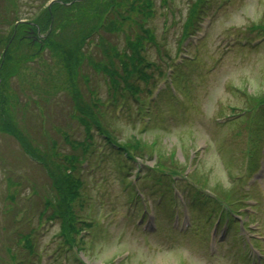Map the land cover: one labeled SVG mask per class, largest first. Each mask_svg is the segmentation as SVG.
Returning a JSON list of instances; mask_svg holds the SVG:
<instances>
[{
	"label": "rangeland",
	"instance_id": "rangeland-1",
	"mask_svg": "<svg viewBox=\"0 0 264 264\" xmlns=\"http://www.w3.org/2000/svg\"><path fill=\"white\" fill-rule=\"evenodd\" d=\"M54 1L70 4V0H17L14 21L6 29L10 42L0 41V53L13 42L12 60H22L18 72L8 81L7 90L14 104L9 114L12 125L30 146L28 153L12 133L0 130V264H240L237 258L240 253H236L239 244L231 240L223 242L215 254L214 241H207V229L203 227L207 223L202 218L198 220L200 215L211 211L212 205L204 206L202 200L208 203L215 191L222 194L234 188L246 194L240 206L244 208L248 228L255 232L254 237H261L257 241H261L260 257L264 262V35L250 28L263 24L260 21L264 20V0H206L200 16L201 27L184 41L186 58L178 50V45L182 47L179 36L194 0H151L152 13L148 17L121 10L129 18L120 31L106 30V24L89 38L84 49L79 50L83 64L72 73L57 49L61 33L51 37L37 21L41 10ZM7 2L0 0V8L3 7L0 14L8 13L11 17ZM103 12L100 10L101 17ZM108 16L110 22H117V14ZM18 24L25 26L19 37L30 38L37 45L15 41ZM146 29L154 40L144 45V55L149 61L167 69L162 62L165 52L170 55L169 61L178 63L181 58L187 59L178 71V84L173 83L176 95L169 93L170 84L162 91L168 79L153 68L149 71H153L154 83L144 85L140 79L136 80L143 89H153L151 94L140 93V101L129 94L113 97L108 73L88 62H94L96 67L107 64L113 50L115 53L125 48L128 39H134L140 32L145 34ZM245 38L250 40L248 45H242ZM53 39L57 42L54 45L50 43ZM96 99L101 100L103 113L98 121L115 139L124 141L136 135L146 147L158 141L153 145L154 152L147 147L151 157H137H142L143 170L154 167L163 173L164 183L168 179L180 181L173 190L180 209L178 227L174 228L168 219L166 191L159 189L156 177L152 176L155 173L141 182L142 177L139 181L132 178L133 166L118 168L115 148L95 127L89 132L92 147L86 152L87 157L82 148L76 147L78 143L85 147L87 133L81 121L89 120L87 111L94 116ZM148 101L151 119L140 111L148 108ZM31 152L42 157L46 164L39 163ZM160 154L170 158L167 162L172 158L174 163L158 165L162 160L158 159ZM65 157L71 163L73 157L78 158L76 175L84 182L82 198L73 206L79 234L78 242L71 245L78 246L79 240L85 239L84 244L80 243L82 251L78 252L61 245L60 219L50 217L57 211L63 195L54 188L47 172L61 176L56 173V164L65 165ZM242 169L246 176L251 175L249 181L234 179ZM172 170L176 173L174 177L168 172ZM190 171L193 173L188 178H194L202 187L191 194L195 197L192 203L191 198L183 195L184 177ZM130 180L137 183L140 191L127 187ZM158 191L165 194L166 201L158 209V226L154 228L152 203L160 195ZM133 192L139 196L142 193L144 200L135 202ZM46 199L51 203L49 206ZM187 201L188 206L192 205L189 210L195 228L188 225ZM145 206L146 214L139 222ZM90 218L93 225L88 224L89 228L80 223ZM221 230L220 227L222 233ZM28 234L34 243V253L29 252L24 239ZM219 234L216 238L221 237ZM245 235L252 233L245 231ZM256 256L258 252L250 247L248 261L254 257V264H261Z\"/></svg>",
	"mask_w": 264,
	"mask_h": 264
},
{
	"label": "trees",
	"instance_id": "trees-1",
	"mask_svg": "<svg viewBox=\"0 0 264 264\" xmlns=\"http://www.w3.org/2000/svg\"><path fill=\"white\" fill-rule=\"evenodd\" d=\"M16 2L17 0H8L7 2V6L10 7L8 12L9 14L11 12V17L10 15H8V13L7 14L5 13L4 9L2 11L5 13L4 16L0 14V41L2 42L6 40H7L6 42H10L8 40H10L11 37L6 32V29L7 26H9L10 23L14 21V19H12V15H14V11L18 10ZM68 2L70 3L68 5L66 4L61 5L56 1L50 3L49 6L44 7V9L41 10V15L37 17V21H39V24H41L40 26L43 31L45 32L49 31V33H51V37H53V34L57 32L58 34L61 33L60 36L62 37H61V41L57 45V49L60 55L62 56V58L66 61V65H68L69 73H72L76 67L83 64L84 57L79 56V50L82 51L84 49V43L85 42L87 43V41L90 40L89 38H91L95 33H99V31L101 30L102 27H104V25L106 24L108 25L106 27V30L108 29L110 31L113 30L120 31L118 30L121 29L120 26L124 25L123 24L124 21L126 19L128 20L129 18V15L123 14L124 10H129L134 13H141L143 15H146L147 17L150 16L152 13L151 0H70ZM137 2L140 3L136 5ZM205 2L206 0H194L191 2L188 9V19L183 24L179 36V42L182 43V47H184V41H188L193 35L196 34L197 30L201 27L202 19L200 16L201 13L203 12L202 6L205 4ZM4 8L6 9V7ZM100 10H104L102 17ZM108 14L109 15L117 14L118 23L116 22L117 23L116 24L110 22L111 19L110 20L108 19L110 17L108 16ZM17 19L19 18L17 17ZM260 22H263V24L257 23L250 26V28L253 31H260L264 34V20ZM51 24L52 26L51 28H49ZM18 25L20 27L18 26L15 30L16 31L14 36L15 41L21 44H27L28 46H31V43H33V41L30 38L25 37L26 39H24V37L23 38L19 37V33L22 32L25 26L21 24ZM142 27L144 28V25ZM31 29H33V27H31ZM13 32L14 30H12L11 34H13ZM149 36H153V35L148 29H146L145 34L140 32L135 35L134 39L132 40L128 39L125 48L118 50L119 52L116 51L115 53H113L114 50L112 47H110L113 50V52L110 53L107 64L105 65L96 64L98 67L100 66L99 68L93 65L94 62H90V61L88 62L89 64H92L94 68L108 73L110 77L109 85L113 97L115 95L116 96L120 95L121 97H125L126 94H129L135 99V101H140V97H138L140 93L142 94L144 92H147L148 94H150V92L152 91L151 88L148 89V87H146L145 89H143V86H141L139 83L137 84L136 80L140 79L141 81L144 82V85L145 83L150 84L151 81L152 83H154L153 71H149L152 70L153 68L158 72L159 75L162 76V78H170L169 80H173V82H176L177 74L179 73L178 71L181 70V68L185 65L187 59L181 58V61L178 63L172 60L169 61V59H171L170 55L169 53L165 52L164 53L165 55H162V62L165 64L167 69H164L163 66H161V64L157 65L156 63L149 61L144 55L145 43L147 41L153 40V38H150ZM6 42H4L5 43L4 45H6ZM50 43L54 45L57 42L55 39H53L51 40ZM12 47H13V42L11 43L9 48H7L3 53L2 52L0 53V126H2L3 128L0 130L9 131L10 133H12L18 139L24 150L29 153L30 146H28L29 143L26 137L21 133H19L17 128L12 125L11 117L9 114L10 112L9 110L12 109V105L14 104L12 103L13 100L12 97H10L9 95V90H7L9 84L8 81L10 80L11 77L16 75V73L18 72L17 70L20 65V62L22 61L21 60L19 62L17 60L16 61L12 60L13 57ZM182 47L178 45L179 52L181 51L183 53H186L184 51L185 47L184 48ZM117 61H118V65H117ZM262 98L263 96H261L259 100H261ZM95 101H96L95 103L93 102L94 116L91 114L90 111H87L89 120L87 119V121H81L87 133V140L85 143V147L82 143H78L76 147L82 148L83 155L86 156L87 155L86 152H88L89 149L92 147V144H90V141H88V139H90L91 137V133L89 135V132L92 127H95L98 131L101 132L102 137L107 141V143L115 148V151L117 152V156L119 157L118 168L124 169V167L127 165V169H128L130 166H132V158L137 155L151 157V155L149 154L150 150H148L147 147H149V149L151 148L152 152H154L156 146L154 147L153 145H157L158 141H153V142L151 141L152 143L146 144L147 145L146 147L144 144H142L141 139L136 138V135H131L130 138L133 139L128 138L124 141L115 139L113 135H111L110 132L101 125L100 120L98 121V116L101 115L103 117V113L100 112L101 100L96 99ZM96 110H98L97 114L95 112ZM146 113L147 112L144 111V115ZM32 156L36 158L42 165L46 164V161L42 160V157H39L37 154H34ZM161 157L162 160L161 162H157L158 165H165V163L168 161L167 159L170 160L168 156L163 157L162 154L159 155L158 159H160ZM68 159H69L68 157L63 158L66 166L63 165L61 167L60 165L56 164L58 166L56 173L61 174V176L54 175L52 172H47L48 176L53 180L52 185L54 186V188L57 190V192L63 195L60 203L58 204L59 207L57 208V211L52 212L51 216H56L60 219V231L58 233L61 237L62 242L67 245L70 243L76 244V242H78V239L76 238L77 235L79 234L78 232H76L78 218L74 211L73 206L75 202L81 200L82 198L81 190H82V185L84 183L83 180L79 178L80 176L76 175V171H77L76 161L78 160V158L73 157V163L69 162ZM162 161L164 162V164H162ZM173 163L174 160L171 158V161L167 162V165ZM151 169H153L154 171L152 172ZM151 169L148 171H146L145 169L143 170L142 175L144 176H142V179H145V177H147L148 174L155 173L152 176L156 177L155 182L159 185V189L162 190L163 188L167 193V199H170L171 195H169V189L172 181L168 179L166 183H164L162 181V179L163 180L165 179L163 173H160V171H157V169L154 167H152ZM68 170L70 172H68ZM175 170H181V169L176 168ZM175 170L168 171L169 173H173L172 177H174V175L176 174L174 173ZM73 175H75L76 178L72 179ZM124 179L125 178L123 176V180ZM193 179L194 178H192V181L196 184V182ZM126 185L128 186L129 182ZM198 188H202V187L198 185ZM129 192L132 193L131 189H129ZM215 192L217 195L220 196L219 198L221 199V201H226V202L238 200L240 199V197L243 196L239 191H237L236 188L229 189L228 192L226 191L225 193L222 194H219L218 190ZM46 200H47L46 204L49 206L51 203L48 199ZM164 200H165V194L162 199V202ZM209 200L210 199H208V201ZM206 205L204 204V206ZM84 227L89 228L90 226L84 225ZM24 237L28 249L30 248L29 252L30 253L34 252V243L31 240V235L28 234L25 235ZM79 241L80 242L79 245L77 246V251L80 250L82 251L83 246L80 247V243L81 241H83L82 244H84L85 239H80Z\"/></svg>",
	"mask_w": 264,
	"mask_h": 264
}]
</instances>
